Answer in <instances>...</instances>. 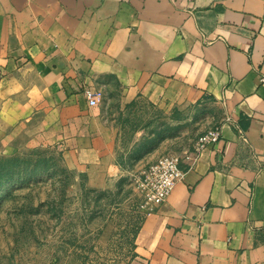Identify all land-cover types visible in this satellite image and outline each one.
<instances>
[{
  "label": "crops",
  "instance_id": "obj_1",
  "mask_svg": "<svg viewBox=\"0 0 264 264\" xmlns=\"http://www.w3.org/2000/svg\"><path fill=\"white\" fill-rule=\"evenodd\" d=\"M0 98L12 136L91 183L181 158L131 264H264V0H0ZM183 114L200 131L184 146L163 121Z\"/></svg>",
  "mask_w": 264,
  "mask_h": 264
},
{
  "label": "rangeland",
  "instance_id": "obj_2",
  "mask_svg": "<svg viewBox=\"0 0 264 264\" xmlns=\"http://www.w3.org/2000/svg\"><path fill=\"white\" fill-rule=\"evenodd\" d=\"M1 109L0 98V264H131L149 212L140 172L91 183L58 146L12 136ZM188 117L176 129L164 116L165 138L198 135Z\"/></svg>",
  "mask_w": 264,
  "mask_h": 264
},
{
  "label": "built area",
  "instance_id": "obj_3",
  "mask_svg": "<svg viewBox=\"0 0 264 264\" xmlns=\"http://www.w3.org/2000/svg\"><path fill=\"white\" fill-rule=\"evenodd\" d=\"M84 95L90 105L99 104L104 94L100 89L87 88L84 90ZM221 137V132L218 127L208 129L198 137L194 147V153L186 155V157L195 163L198 155L208 145L218 141ZM180 157L175 153L163 154L159 160L143 168L137 176V182L141 189L142 204L147 210H152L163 202L175 185L181 181L185 170L180 166Z\"/></svg>",
  "mask_w": 264,
  "mask_h": 264
}]
</instances>
